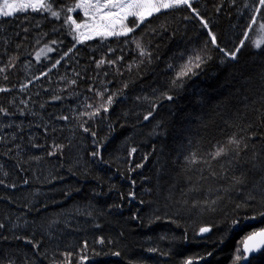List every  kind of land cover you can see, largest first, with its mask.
<instances>
[{
	"label": "trees",
	"instance_id": "trees-1",
	"mask_svg": "<svg viewBox=\"0 0 264 264\" xmlns=\"http://www.w3.org/2000/svg\"><path fill=\"white\" fill-rule=\"evenodd\" d=\"M78 2L55 0L59 19L0 17V264H65L64 253L71 264H234L264 229V43H254L264 6L193 0L199 16L162 11L130 34L151 54L141 56L130 37L77 42L65 17L84 19L67 12ZM236 47L235 60L221 51ZM97 91L114 102L89 118L104 102ZM219 147L227 154L214 158ZM248 264H264V251Z\"/></svg>",
	"mask_w": 264,
	"mask_h": 264
},
{
	"label": "snow or ice",
	"instance_id": "snow-or-ice-1",
	"mask_svg": "<svg viewBox=\"0 0 264 264\" xmlns=\"http://www.w3.org/2000/svg\"><path fill=\"white\" fill-rule=\"evenodd\" d=\"M55 0H3L2 3H0V17L8 18L13 17L18 13H27L29 10L35 12V11H43L49 13L52 17H55L57 19L60 18L61 13L59 11H55L54 9ZM259 4L261 6H264V0H259ZM58 6V5H57ZM186 6L188 8H192L191 0H79L78 3L74 4L72 7L67 8V12L75 11L76 9H81L84 12L85 16H89V18L94 22L93 25L89 28L87 24H77L74 19H72L71 16H66L65 20L70 25H75L76 31L79 33L77 37H74L77 42H80L81 40H87L91 39L93 35L100 36L103 39H107L109 37H130L132 42L135 43L136 48L139 50V53L141 56H150L151 54L146 51L144 47H142L141 43L135 36H130V34L134 33L136 29L140 28L141 24H144L148 18L152 17L155 14H159L162 11L174 9L177 7ZM193 12H196L197 16H199V13L196 11L195 8H192ZM257 12L260 11V9H256ZM132 20V26H129L127 23L129 19ZM200 19L203 21L204 27H208V22L204 20L203 17H200ZM252 23L255 24L256 20L255 17L252 18ZM89 28L92 35L85 34L84 32H80L79 30L81 28ZM259 28L261 30H264V23L259 24ZM209 32L211 33V30L209 29ZM212 42L216 43V36L215 34H211ZM245 38H247V34H245ZM127 43V41H125ZM52 43H56L53 41ZM255 46L257 48L261 47V43H264V41H256L254 42ZM241 47L244 44V41L240 42ZM47 52L53 51L51 47L42 48L40 52L37 53L36 59L39 60L41 54H46ZM71 51V49H69ZM110 51H112L110 49ZM222 52H224V55L226 58L235 60L237 59L238 53L241 51L240 47H236L231 51L221 49ZM68 55L67 52L64 53L63 56H61V59L64 58V56ZM197 63L195 64V67H199V61H201V57L197 56L196 58ZM106 61L104 59H101L97 62V67L103 65ZM58 64L59 61H56ZM109 64H115L116 61L109 60L107 61ZM191 61L188 65H185L184 68L178 73L179 77H183L189 74L191 71ZM56 65L54 64L53 67ZM0 71H3V69H0ZM195 74V73H193ZM72 83H75V81H72ZM124 87H127V85H124ZM8 91V89L0 88V92ZM106 91V90H105ZM97 96L104 100L103 103L99 104L94 111L84 113V115H87L89 118L99 116L101 111L107 113L109 111V107L114 102V95L115 94H108L107 98L104 99L105 92L97 91ZM168 100H172V96L166 97ZM56 99H59V97H56ZM88 107H92V105H88ZM0 112H5V109H0ZM152 113L149 112L147 116L144 117L145 120L151 116ZM63 119L67 120L68 117H63ZM85 132H88V128H84ZM91 135L94 137L96 135L95 132H92ZM3 137L0 136V140H2ZM240 140H237L235 137H232L229 139L228 143L230 145L234 144L237 147L240 145ZM56 150H59L62 148L60 145L54 146ZM136 149L133 148L132 152H135ZM55 154V151L53 153H50V155ZM225 147H219L215 153L214 158L221 157L222 155H226ZM92 156L96 157L99 156V152H93ZM192 163H196V153H192ZM143 165H137V167H142ZM3 165H0V168H2ZM255 167V166H254ZM7 175V173H4ZM264 179V177H262ZM236 184H243L244 180L240 178H234ZM4 181L0 179V184H3ZM27 183V181H25ZM134 184L135 181H132ZM11 187H15V185H11ZM262 193H264V188L261 189ZM130 196H134V193H130ZM249 199L254 200L255 197H250ZM214 203V202H213ZM261 216H264V213H260ZM255 217H251V219H254ZM239 221H234V224H238ZM4 224L0 223V228H3ZM15 227V226H14ZM212 229L211 227H201L199 229L200 233H208ZM28 243H33L30 239L24 238ZM100 243H103V238H100ZM243 244V250L246 253H253V252H259L262 248H264V229H261L259 231H255L250 233L246 239L242 242ZM33 247L35 249H39V244H33ZM86 247V244H85ZM150 251H157V249H150ZM65 257V264H71V253H64ZM114 255H120L118 252L114 253ZM208 255H211V253H208ZM247 260L248 257L245 255L241 257V255H237L235 257V261H240L241 259ZM88 259L87 256L80 255L79 260L80 261H86ZM202 259V257H201ZM234 261V264H235ZM184 264H193V260L191 258L184 261Z\"/></svg>",
	"mask_w": 264,
	"mask_h": 264
},
{
	"label": "rangeland",
	"instance_id": "rangeland-1",
	"mask_svg": "<svg viewBox=\"0 0 264 264\" xmlns=\"http://www.w3.org/2000/svg\"><path fill=\"white\" fill-rule=\"evenodd\" d=\"M193 0H191V2H192ZM3 2V0H0V3H2ZM76 11H79V12H81V14H82V16L84 17V19H82V20H77V19H75V18H72V19H74L75 21H76V23L77 24H87L88 26H89V28L93 25V21L89 18V16H85L84 15V12H83V10H81V9H76L75 11H72L73 13L74 12H76ZM75 26V25H74ZM89 28H81L79 31L80 32H84L85 34H89V35H92V33L90 32V30H89ZM78 33V32H77ZM78 35H79V33H78ZM93 36H95V35H93ZM92 36V37H93Z\"/></svg>",
	"mask_w": 264,
	"mask_h": 264
},
{
	"label": "water",
	"instance_id": "water-1",
	"mask_svg": "<svg viewBox=\"0 0 264 264\" xmlns=\"http://www.w3.org/2000/svg\"><path fill=\"white\" fill-rule=\"evenodd\" d=\"M259 231V230H258ZM210 232H208V233H200V236H206V235H208ZM246 239V238H245ZM264 251V248H262L259 252H253V253H246L244 250H243V244H242V253H243V256H247L248 257V259L247 260H244L243 258H242V260H241V264H248V262L250 261V259L251 258H253V257H256V256H258L260 253H262Z\"/></svg>",
	"mask_w": 264,
	"mask_h": 264
},
{
	"label": "bare ground",
	"instance_id": "bare-ground-1",
	"mask_svg": "<svg viewBox=\"0 0 264 264\" xmlns=\"http://www.w3.org/2000/svg\"><path fill=\"white\" fill-rule=\"evenodd\" d=\"M204 237V236H203Z\"/></svg>",
	"mask_w": 264,
	"mask_h": 264
}]
</instances>
